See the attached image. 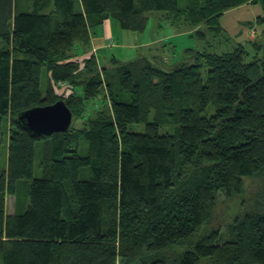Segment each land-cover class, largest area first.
<instances>
[{
    "label": "trees",
    "instance_id": "trees-1",
    "mask_svg": "<svg viewBox=\"0 0 264 264\" xmlns=\"http://www.w3.org/2000/svg\"><path fill=\"white\" fill-rule=\"evenodd\" d=\"M246 3L264 11V0H0V264H264V205L226 233L204 228L219 191L264 174V40L190 48L194 60L172 69L74 53L109 18L144 32L163 11L219 34ZM256 24L264 38V13ZM58 100L73 112L68 131L34 135L19 118Z\"/></svg>",
    "mask_w": 264,
    "mask_h": 264
},
{
    "label": "rangeland",
    "instance_id": "rangeland-1",
    "mask_svg": "<svg viewBox=\"0 0 264 264\" xmlns=\"http://www.w3.org/2000/svg\"><path fill=\"white\" fill-rule=\"evenodd\" d=\"M256 14H263V8L260 4H254V6L249 7ZM241 12V11H240ZM149 15V25L144 32H133L132 30L123 29L117 19H110V28L108 34L111 35L110 38L116 40L118 45L113 47L105 48L103 51L98 52V57L102 65L107 67H112L113 63L111 59L113 56H118L123 61H127L138 56H143V52L138 51L135 47L126 46L127 42H139L140 40L154 39L158 37L164 38L165 47H163L161 54H158V60L155 63L165 69H172L174 63L181 61L192 62L194 60V53L189 52L188 48H194L197 50L207 49L214 52H224L233 49L240 37L237 32L247 30L246 23L243 25H227V30L217 34L216 32H209L206 25H202V30H206L205 37H200L196 33L194 35L190 34L189 27L186 25H172L163 19V11H151L147 13ZM231 15H236V12H230ZM242 15L239 14V17ZM228 22V20H227ZM162 24V26L160 25ZM227 24V23H226ZM256 27L257 33L254 35L253 39L259 40L262 38V27L258 24L254 25ZM100 26H98L99 28ZM206 27V28H205ZM103 29V28H99ZM108 29V28H107ZM247 32V31H246ZM109 38V39H110ZM126 40V41H125ZM127 48H122L121 46ZM164 53H168L170 56L169 60L163 61L165 59ZM205 73V72H204ZM43 77H46V72L43 73ZM102 95L97 98L94 103L89 102V114L92 113L94 108H98L102 103ZM95 105L94 107H92ZM92 107V108H91ZM92 109V110H91ZM82 119L75 120V125H81ZM130 128L135 131H143L145 124L133 123ZM172 130L174 132V126H162L161 131ZM86 141L84 138L81 139V152L85 153ZM38 162V157H37ZM7 163V149L6 146L3 147V153L0 157V174L2 169ZM36 176H39L41 172L36 169ZM15 197L9 195L7 197V211L11 212ZM257 205H264V174H257L256 176L246 177L244 180V190L242 193H235L233 195H227L224 191H219L218 193V204L212 215L210 216L207 224L204 226L210 228H220L222 233H226L229 230L231 223H233L234 218L246 211H252ZM227 235H222V239L226 238ZM117 264H121L120 260Z\"/></svg>",
    "mask_w": 264,
    "mask_h": 264
},
{
    "label": "crops",
    "instance_id": "crops-1",
    "mask_svg": "<svg viewBox=\"0 0 264 264\" xmlns=\"http://www.w3.org/2000/svg\"><path fill=\"white\" fill-rule=\"evenodd\" d=\"M252 6H254V4L246 3V4H243L241 6L232 8V9L226 11L224 13V15L222 16V18H221V24H222V27H223V32H224V30L228 29L227 25L228 26L229 25H234V24L243 25V23H246V26H247V30L246 31L247 32L244 31V30H241V31L237 32L238 35L241 36L239 41L237 42V45L240 43V44H246L247 46H250V43L253 40H255V39H253V37H255L254 35H256V33H257L256 27L253 26L254 28H251L250 26H248V22L255 21V19L261 14H256V12H253V10H251L249 8V7H252ZM230 12H236V15H231L229 17H226V16H228V14ZM239 14L242 15V16L239 17ZM110 19L111 18L106 19L103 24L99 25L103 29H99L100 27L99 28L96 27V28L92 29L91 45L89 47H85L84 45L77 44L76 50H75L74 53L79 55L78 57L82 58V57L88 56L89 54H92V53H95L97 55L99 51H103V50H105V48L113 47L115 45L116 46L118 45V42L116 40H113L112 38H110L111 35L108 34V31H109V28H110V24H111ZM227 20H228V22H227ZM160 25L162 26L161 23H160ZM201 26L202 25H200V26H198V27H196L194 29H189V32H191L190 34L194 35L197 30H202ZM206 27H207V25H206ZM207 30H208V27H207ZM202 31L205 32L206 30H202ZM133 32H138V31H133ZM126 46L135 47L136 49H138V51H141V52L144 53L143 56H147L149 59H151L155 63V60L158 58L157 57L158 54H161L163 47H165V43H164V38L163 37H158V38H154V39H148V40H145V41L140 40L139 42H136V41L133 40V42L130 43V42L126 41ZM126 46L124 44L121 47L122 48H127ZM189 49L190 48H188L187 50L189 52H191ZM191 53H193V52H191ZM164 55H165V59L163 61L166 62V60L170 59V56L168 55V53H164ZM138 57H140V56H138ZM97 58L99 60V63L102 65L98 55H97ZM114 58H117L118 60L123 61L120 58H118V56H115V55L113 56L111 61H113ZM174 64L176 65L177 63H174ZM14 210H15V201H14V204H13L12 211L11 212L7 211V212L8 213H13Z\"/></svg>",
    "mask_w": 264,
    "mask_h": 264
},
{
    "label": "water",
    "instance_id": "water-1",
    "mask_svg": "<svg viewBox=\"0 0 264 264\" xmlns=\"http://www.w3.org/2000/svg\"><path fill=\"white\" fill-rule=\"evenodd\" d=\"M19 118L32 134L41 135L68 131L73 121V112L65 100H58L30 108L22 112Z\"/></svg>",
    "mask_w": 264,
    "mask_h": 264
}]
</instances>
